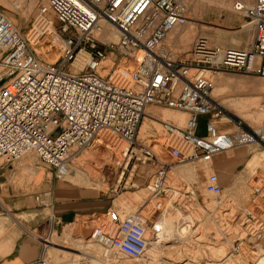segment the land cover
Listing matches in <instances>:
<instances>
[{
    "label": "built area",
    "instance_id": "1",
    "mask_svg": "<svg viewBox=\"0 0 264 264\" xmlns=\"http://www.w3.org/2000/svg\"><path fill=\"white\" fill-rule=\"evenodd\" d=\"M37 16L30 37L23 36L0 10V162L12 165L34 155L64 181L78 155L87 149H118L124 157L155 163L146 189L145 215L120 213L113 208L94 215L98 224L89 239L100 248V264L120 257L142 258L149 250L160 216L181 201L197 200L192 185L170 184L172 165L162 162L150 145L137 141L148 107L186 115L182 127L157 121L163 128V147L177 164L201 166L215 155L238 148H264V130L253 131L234 121L212 100L209 74L241 72L264 84V0L244 6L252 32L247 50L212 47L197 37L183 60L164 45L168 34L186 24V0H35ZM52 13L55 28L46 15ZM104 24L116 42L102 40ZM29 40L54 41L59 55L53 62L38 58ZM112 58L111 66L106 63ZM206 116L205 135L196 132L198 118ZM151 118V117H150ZM223 126L224 129H220ZM250 187L248 204L234 218L239 242L264 241V178ZM203 191L222 195L215 173L203 182ZM49 194L36 196L49 208ZM93 216V217H94ZM230 256H234V254ZM118 261L116 262V264ZM28 264H51L45 255Z\"/></svg>",
    "mask_w": 264,
    "mask_h": 264
},
{
    "label": "rangeland",
    "instance_id": "2",
    "mask_svg": "<svg viewBox=\"0 0 264 264\" xmlns=\"http://www.w3.org/2000/svg\"><path fill=\"white\" fill-rule=\"evenodd\" d=\"M237 1L242 4L244 2V6L254 2L186 0V24L172 31H179L180 38H172L169 33L164 45L172 52L174 58H185L197 37L206 39L212 47L247 50L251 45L246 43L245 35L249 34L252 39V32L249 26L246 27L247 19L243 13L236 14L238 11L234 9V4ZM37 8L35 0H0V10L23 36L30 35ZM46 17L55 28L58 27L52 13H48ZM187 35H190L189 39ZM28 43L40 59L53 62L59 55L58 45L49 48L53 41L50 45L42 40H29ZM108 63L111 65V62ZM208 75L211 76L214 89L212 100L224 113L253 131L264 130V84L257 76L241 72ZM160 110H163L159 111L163 120L178 127L184 125L185 114L168 109ZM144 121L142 127L140 126L137 141L150 145L160 161L172 165L170 184L173 180L175 186L192 185L196 190L197 200L188 204L183 198L184 201L178 206L173 205L170 211L163 215L160 225H166V232L171 233L170 237L163 239L161 234L154 235L150 231L149 236L157 241L150 242L145 256L139 259L120 257L117 264H263L264 250L258 254L257 244H243L235 254L232 253V248L239 244L235 234L240 231L235 226L234 218L248 204L250 187L264 178V148L252 146L227 150L215 155L211 163L201 166L177 164L170 157L169 151L163 147L164 136L160 123L154 120L153 123L148 119ZM118 145L119 148L113 150L100 148L82 151L71 165L72 168L77 165L71 172L76 175V182L70 175L64 181L58 182H71V186L76 190L88 189L98 197L108 198L112 202V208L120 213L140 211L145 215L141 206L149 200L146 187L157 166L152 162L143 163L134 157L129 160L127 157L130 154L127 157L122 154L128 145L121 141H118ZM126 163L125 173L120 179ZM2 164L6 163L0 162V165ZM25 164L29 170L23 171L22 179L34 181L38 185L50 178L51 171L32 154L10 166L23 167ZM212 173L218 176L222 187V195L218 198L206 194L202 188L205 178ZM96 224L98 222L94 216L77 220L63 228H56L48 242L51 245H48L46 258L51 264H98L91 258L88 259V255L82 256L84 252L87 254L88 250L84 248L87 241L92 248L89 255L100 256V248L89 239L91 229ZM260 243L264 245V241ZM60 248L68 251L57 250ZM231 253L234 256L226 261ZM117 261L110 264H116Z\"/></svg>",
    "mask_w": 264,
    "mask_h": 264
},
{
    "label": "crops",
    "instance_id": "3",
    "mask_svg": "<svg viewBox=\"0 0 264 264\" xmlns=\"http://www.w3.org/2000/svg\"><path fill=\"white\" fill-rule=\"evenodd\" d=\"M178 34L179 31L170 32L172 38L179 40ZM207 120L206 116L198 118L195 132L198 136L205 135ZM219 128L224 129L220 125ZM24 170H29L27 164L23 167L0 165V264L30 263L47 254L48 245H51L48 242L56 228L112 208L108 198L98 197L88 189L76 190L71 182L70 185L60 183L54 180L52 173L38 185L28 182L21 177ZM69 177L76 182L75 174ZM46 193L49 194V208L39 206L35 200L36 196Z\"/></svg>",
    "mask_w": 264,
    "mask_h": 264
},
{
    "label": "bare ground",
    "instance_id": "4",
    "mask_svg": "<svg viewBox=\"0 0 264 264\" xmlns=\"http://www.w3.org/2000/svg\"><path fill=\"white\" fill-rule=\"evenodd\" d=\"M242 4V3H241ZM243 4L245 5V3L243 2ZM242 4V5H243ZM230 6V5H229ZM240 14L241 12H237L236 14ZM246 27H247V25H246ZM177 28V27H176ZM244 28V27H243ZM250 28V27H249ZM175 29V28H174ZM173 29V30H174ZM172 30V31H173ZM251 30V29H250ZM171 31V32H172ZM247 31V30H246ZM248 31H249V29H248ZM30 35H31V32H30ZM30 35L28 36L27 35V37H30ZM178 37L180 38V34H178ZM187 37H188V39L190 38V35H187ZM250 36H249V34H246L245 35V41H246V43L248 42V44H250V42H251V39L249 38ZM101 38H102V40H107V41H112V42H116V37H115V34L111 31V29H110V27L108 26V25H106V24H104V32L102 33V36H101ZM167 39V38H166ZM233 40V39H232ZM239 41H240V39H239ZM232 42V41H231ZM230 42V43H231ZM242 42V41H241ZM38 44V43H37ZM55 42L53 41V43H52V46L51 47H49L50 49L51 48H53V47H55ZM232 46V45H231ZM108 62H112V58H109V61H107V63H106V65L107 66H111V65H109V63ZM213 87H212V92H213ZM212 92H211V97H212ZM159 111H163V110H160V109H158V108H154V107H148L147 109H146V114L149 116V117H146V118H144L143 120H142V122L145 120V119H148V120H150V122H153V120H158V121H166V120H163L162 119V115H161V113L159 112ZM181 114H183V113H181ZM151 117V118H150ZM141 122V124H143ZM145 122V121H144ZM166 122H168V121H166ZM153 123H155V122H153ZM171 123V122H170ZM141 124H140V126H141ZM172 125H174V124H172ZM174 126H176V125H174ZM142 127V126H141ZM177 127V126H176ZM139 129H140V127H139ZM138 134H139V131H138ZM97 150H99L100 148H96ZM105 150V149H104ZM126 150H127V147L124 149V152H126ZM77 167V165L75 166V167H71L70 169H69V172H68V174H67V176L65 177V179L69 176V175H71V172H72V170L74 169V168H76ZM126 167H127V163L125 164V167L123 168V170H122V173L120 174V179L122 178V176L124 175V173H125V169H126ZM171 173V172H170ZM170 180V179H169ZM171 183L173 184L174 182H173V180H171ZM142 206H146V204H142ZM167 212V211H166ZM165 212V213H166ZM165 213H163L161 216H160V218H159V220L157 221V223H155L156 224V227L158 228V234H161L160 236H162L163 237V239H167L168 237H170L169 235H171V233L170 232H166V225L163 223V225H160L161 224V221H162V217H163V215L165 214ZM144 215V214H143ZM152 231V230H151ZM149 233V235H150V231L148 232ZM82 242V241H81ZM90 243H89V241H87V245L84 247L86 250H88L87 251V254H85L86 252H84V254L82 253V255L83 256H85V255H88V259L89 258H91V260L92 261H94V263L95 262H97L98 264H100L101 263V260L98 258V256L97 257H94V256H91V255H89V252L92 250V248H91V246L89 245ZM97 246V245H96ZM262 247H263V249H262ZM256 249L258 250V254H260V251H263L264 250V245H262V243H259V244H257L256 245ZM80 252V251H79ZM92 253V252H91ZM94 253V252H93ZM264 254V253H263ZM79 255V254H78ZM79 257V256H78ZM230 257H232V256H229V257H227V259H226V261L228 260V259H230ZM262 257V256H261ZM261 257H259L260 259H262ZM91 261V262H92ZM264 264V263H263Z\"/></svg>",
    "mask_w": 264,
    "mask_h": 264
}]
</instances>
